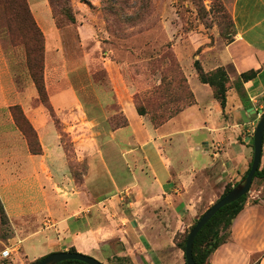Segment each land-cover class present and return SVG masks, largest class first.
Wrapping results in <instances>:
<instances>
[{
  "label": "crops",
  "instance_id": "0c3cea01",
  "mask_svg": "<svg viewBox=\"0 0 264 264\" xmlns=\"http://www.w3.org/2000/svg\"><path fill=\"white\" fill-rule=\"evenodd\" d=\"M230 12L233 33L228 42L200 51L195 59L194 50L204 42L189 43V57L179 58L193 100L157 126L137 112L133 93L120 74L121 65L108 58L107 52L100 57L110 81V100L94 89L99 83L93 77L87 87L83 82L79 84L81 91L87 90L83 98L88 100L91 111L86 110L74 89L69 98L56 87L64 78L65 65L49 63L46 54L44 81L48 101L69 137L70 150L52 113L34 103L37 92L27 73H23L24 82L19 87L17 73L21 67L16 57L20 54L16 47L4 46L0 34V200L13 231L9 242L19 244L20 249L26 239L43 244L63 242L67 247L62 251L74 247L85 253H98L97 246L118 237L121 229L126 233L127 212L134 216L132 228L141 231V242L157 245L151 258L160 260L163 253L168 254L176 231L192 224L185 218L189 220L190 215L193 221L198 219L199 209L205 211L226 184L238 181L247 169L257 111L250 97L264 90V0H231ZM172 46L181 52V46ZM195 60L204 71L223 67L233 83L241 73L254 71L255 76L243 82L254 110H248L250 107L243 104L233 85L223 108L211 87L199 80ZM208 100L210 106L204 104ZM14 104L22 106L37 134V154L31 152L15 123L10 109ZM228 113L241 114L240 120L226 123L227 118L223 117ZM114 115L119 123L125 118L126 124L111 126L109 118ZM202 129L221 133L220 140L212 139L211 155L207 141L202 142L206 144L202 151L192 139L193 133ZM123 147V154L134 158L133 171L117 162ZM182 149L192 158L190 168L175 166V161L182 158L177 152ZM71 161L78 171L72 169ZM98 165L100 172L96 171ZM262 182L258 192L264 193ZM163 246L167 250L162 251ZM209 264H264V197H247L233 219L230 236L210 255Z\"/></svg>",
  "mask_w": 264,
  "mask_h": 264
},
{
  "label": "rangeland",
  "instance_id": "374dc122",
  "mask_svg": "<svg viewBox=\"0 0 264 264\" xmlns=\"http://www.w3.org/2000/svg\"><path fill=\"white\" fill-rule=\"evenodd\" d=\"M26 2L44 40V66L46 54L49 63L65 65L64 78L60 79L56 85L59 90L63 91L61 93L70 95V91L74 89L77 97L86 106V110L91 111L88 100L83 98L87 90L81 91L79 84L83 82V86L87 87L89 78L93 77L99 83L94 89L99 95H106L109 101L111 97L110 81L101 59L107 52L108 58L120 63V74L131 89L133 98L137 95L140 100L144 98L150 100V90L158 89L156 98L154 97L155 102L152 104L150 100L145 106L149 112L145 116L150 121V114L163 101H166L168 107L165 112L173 111L177 106L186 105V101L181 98L172 103H169L168 99L181 97L176 95L181 93L176 81L179 73L178 67L181 70L179 58L187 59L189 57V52L186 51L189 43L193 45V43L204 42L201 44L202 46L194 50L192 57L195 59L202 50L221 47L231 39L233 33L231 0H55L54 4L49 0H26ZM16 14L14 8L6 10L0 5V34L3 44L16 47L20 54L16 59L20 61L18 66L21 68H18L17 82L21 87L24 82L23 73H27L28 77L26 45L30 32L27 22H24L21 15ZM173 44L181 46L180 53L174 50ZM95 47H98L97 52H93ZM164 78L167 79L164 80L165 85H162L161 80ZM30 81L32 82L31 78ZM229 81L231 84L233 83V81ZM259 97H257V111L254 113L255 126L259 117L264 113V101L259 102ZM210 101L208 100L204 104L209 105ZM34 103L43 105L38 95ZM164 107L166 106L164 105ZM10 109L15 115L17 126L23 130L26 138L28 136L31 138V142L34 141L27 121L21 115L22 106L14 104L10 106ZM48 110L52 113L55 125L62 134V140L65 142L67 150H70L69 137L62 130L59 120L51 111L52 108L49 107ZM240 116L241 114L230 115L228 113L227 117H223V119L227 118L226 123L229 124L240 120ZM209 118L212 119L210 125H214L213 116ZM117 122L118 120H116ZM193 134L192 139L198 142L202 151L206 147V144L203 145L202 142H208L207 147H211L209 155L213 153L211 150L214 147L212 139L217 141L221 138L220 132L206 129ZM252 135L253 132L250 137ZM186 136L189 137V133ZM175 137L173 139L176 141ZM124 150H126L125 147L121 148L120 154L117 155V162L123 168L127 167L128 170L133 171L135 168L134 158L132 154H123ZM177 155L182 158L175 161V166L178 169L190 168L192 158H189L187 150L182 149L177 152ZM209 155L206 157H210ZM252 156L253 148L249 143L248 163ZM70 163L72 169L78 171L75 169V164L72 161ZM262 166H264V141L260 167ZM99 167L100 165L96 168L98 172H100ZM241 176L242 174L238 177L239 180H241ZM262 181L264 180L253 179L247 193V197L251 200L264 197L263 191L258 192L263 184ZM202 211L203 208H200L196 216L199 217L204 212ZM126 215L128 218V220H124L127 225L126 233L122 229L118 231V237L110 240L107 244L103 243L96 247L98 253L93 250L86 251V253L76 251L92 256L102 264H186L184 251L176 245L174 239L173 243L168 245L171 248H168V254L166 252L163 255L160 254L162 256L160 260L151 258L154 257L153 248L156 250L157 245L147 244L146 246L144 242H141V231L137 232L132 228L131 219L134 216L127 212ZM185 221L195 222L190 215L189 220L186 217ZM6 235H8L7 228H1L0 252L6 247L12 248V252L8 258L0 256V264H31L49 253L59 252L63 247H67L63 246L66 244L63 242L43 244L42 241L26 239L21 243L22 249H20L19 244L9 242ZM37 239L40 238L37 237ZM164 247L166 246H163L162 251L167 250ZM145 249L148 251L145 252ZM119 252H131L132 254L116 256L115 254ZM104 253H106V257L103 256ZM175 253L177 254L175 255Z\"/></svg>",
  "mask_w": 264,
  "mask_h": 264
},
{
  "label": "trees",
  "instance_id": "16d2710c",
  "mask_svg": "<svg viewBox=\"0 0 264 264\" xmlns=\"http://www.w3.org/2000/svg\"><path fill=\"white\" fill-rule=\"evenodd\" d=\"M49 1L53 4L55 2V0H49ZM0 5H2L3 8H5L6 10L7 9L10 10L11 8H14V11H16L17 13L16 15H21L23 17L22 19L24 20V22L26 21L28 24L27 28L30 32V36L27 38V45H26V59H27L28 75L34 84L38 97L41 99L45 108L49 109V107L51 106L48 101V94H47V90L45 87V81H44V40L42 39L43 38L42 33L40 29L37 27L35 21L33 20L30 14V10L28 8L26 0H0ZM232 23H233V20H232ZM193 65L197 72L199 80L202 83H206L211 87L215 99L220 103V105L223 108L227 100V92L232 85L237 90L239 97L241 101L243 102V104L246 107L251 106L244 92L243 82H246L250 80L251 78H253L255 76L254 71H247V72L241 73L236 79V81L231 84L229 81L230 80L229 76L223 67H217L211 71H204L198 60H195L193 62ZM178 69H179V73H178L176 81L179 86V89L181 90V93L176 94V95L178 97L180 95L181 97L179 98L172 97L168 99L170 100L168 102L172 103V102H175V100H180L181 98L182 100L186 101V104H190L193 100L192 92L186 83V79H185V76L183 75L182 70H180L179 67ZM166 79L167 78H164L161 80L162 85H165L164 80L166 81ZM157 91L158 89L155 88V89H151L149 92V98L152 104L155 102L154 97L156 98ZM150 100L149 99L146 100L145 98L143 100H140L137 97V95L134 97V104H135L137 112L140 115H145L149 113L146 110L145 106ZM164 105L166 107H164ZM181 108L182 107L177 106L173 111L169 110L165 112L166 110H168V107L166 105V101L165 102L163 101L159 103L157 107L153 110V112L150 114L151 122L155 126L160 125L163 122H165L167 119H169L174 113L179 111ZM12 115L15 120L16 119L15 115L13 113ZM21 115L27 121L28 128L32 132L31 135H32V139L34 138V141L31 142L30 137L27 136L28 138L27 140L26 136L25 135L24 136L28 142L31 152L37 154L40 152V145H39L37 134L22 111H21ZM117 118L118 116L116 115L111 116L109 118L111 126H123L126 124V120L123 117H122L121 123L119 122L116 123ZM15 123H16V120H15ZM20 130L23 133V130L22 129ZM263 141H264V137H263ZM251 146L253 148V141L251 142ZM251 162H252V159L249 161L248 167L242 174L241 179L244 178L246 174L248 173L250 166H251ZM255 178L264 180V166L262 167L259 166V168L256 170L254 174L253 179ZM239 181L240 180L227 183L222 194L215 201L223 197ZM246 199H247V193L241 196L236 201H233L229 204L222 206L197 233V235L194 238L193 246H192V257L196 264H209L210 255L215 251V249L220 244L227 241L228 237L230 236V229H231L233 219L245 205ZM196 221L193 222L190 226L182 225L180 228V231H178L174 237L176 245L179 248H181L183 251L185 250V244H186L188 232L191 229V227L196 223ZM10 226L11 225L9 222V218L0 200V229L7 228L8 230V235H6L7 240L11 238L12 233H13L11 231ZM69 251H76V249L74 247H71ZM41 258L33 261L31 264H36ZM184 259H185V256H184ZM58 264H86V263L83 261H79V260H65V261L59 262Z\"/></svg>",
  "mask_w": 264,
  "mask_h": 264
},
{
  "label": "water",
  "instance_id": "95a60500",
  "mask_svg": "<svg viewBox=\"0 0 264 264\" xmlns=\"http://www.w3.org/2000/svg\"><path fill=\"white\" fill-rule=\"evenodd\" d=\"M248 110H254V108L250 107ZM263 137L264 113L259 117L253 132V156L248 173L236 185H234L231 190L228 191L223 197L213 202L198 218L196 223L191 227L188 232L184 250L186 264H196L192 257V246L194 238L197 233L201 230V228L222 206L236 201L241 196L249 192L250 186L254 178V174L261 163ZM65 260H79L85 262L86 264H102L99 260L92 256L85 255L77 251L69 250L49 253L46 256H43L36 264H58L59 262Z\"/></svg>",
  "mask_w": 264,
  "mask_h": 264
},
{
  "label": "built area",
  "instance_id": "2783aa9c",
  "mask_svg": "<svg viewBox=\"0 0 264 264\" xmlns=\"http://www.w3.org/2000/svg\"><path fill=\"white\" fill-rule=\"evenodd\" d=\"M259 97V102L260 101H264V90L259 94V95H253L250 97L254 107H256V104H258V100H257V97ZM261 107V105H259ZM256 110H257V107H256ZM11 252H12V248L10 247H6L5 249H3L1 252H0V256L2 258H8L10 257L11 255Z\"/></svg>",
  "mask_w": 264,
  "mask_h": 264
}]
</instances>
